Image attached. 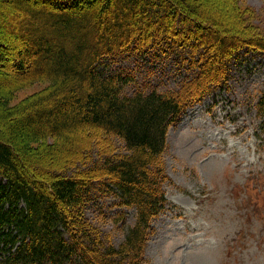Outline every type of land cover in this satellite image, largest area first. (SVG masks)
Returning a JSON list of instances; mask_svg holds the SVG:
<instances>
[{"label":"trees","instance_id":"1","mask_svg":"<svg viewBox=\"0 0 264 264\" xmlns=\"http://www.w3.org/2000/svg\"><path fill=\"white\" fill-rule=\"evenodd\" d=\"M236 9L226 0H0V264H148L152 223L171 206L168 129L230 90L242 51L264 55V34ZM148 54L175 56L185 77L158 90L117 66ZM254 109L264 124V93ZM91 208L102 225L124 229L126 210L134 222L115 243Z\"/></svg>","mask_w":264,"mask_h":264},{"label":"rangeland","instance_id":"2","mask_svg":"<svg viewBox=\"0 0 264 264\" xmlns=\"http://www.w3.org/2000/svg\"><path fill=\"white\" fill-rule=\"evenodd\" d=\"M226 3L264 34V0ZM175 58L148 54L117 66L134 69L138 81L163 90L185 77ZM230 68L228 92H213L168 129L163 165L172 181L165 187L171 206L152 223L148 264H264V124L254 109L264 93V55L242 51ZM40 86L20 90L13 103ZM104 208L117 211L110 201ZM94 209L87 216L113 233L115 243L134 222L133 211L126 210L124 229L102 225Z\"/></svg>","mask_w":264,"mask_h":264}]
</instances>
